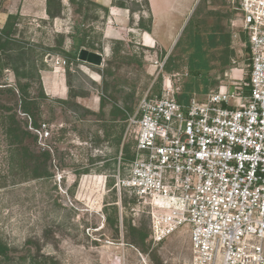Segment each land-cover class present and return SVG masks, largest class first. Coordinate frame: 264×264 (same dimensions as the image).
<instances>
[{
	"label": "rangeland",
	"instance_id": "1",
	"mask_svg": "<svg viewBox=\"0 0 264 264\" xmlns=\"http://www.w3.org/2000/svg\"><path fill=\"white\" fill-rule=\"evenodd\" d=\"M130 1L133 9L138 8L133 1L140 3L148 24L151 15L146 0ZM148 1L150 6L151 0ZM214 1L156 0L160 16L158 19L153 16L151 34L155 42L148 47L142 30L137 27L134 34L107 39L105 30L114 26V31L119 25L113 24L110 13L106 15L101 7L95 6L96 0L84 1L82 12L69 0H62L64 11L56 19H50L46 13L47 0H0V29L9 15L18 16L15 44L31 50L28 51L33 61L28 67L32 85L29 92L39 97L43 87L45 98L38 100L39 112L35 118L38 124L46 122L52 126L53 137L47 144L54 151L46 164L26 156L25 147L36 158L44 152L32 138L22 143L9 142L5 134L7 122L0 110V238L12 251L13 261L8 264H32L33 257L40 260L43 255L54 258L58 264H193L187 229L159 245L148 242L145 251L127 243L128 223L149 231L148 209L140 206L133 210L136 201L130 197H123L122 207L116 204L118 198L111 187L115 182L113 176L119 169L125 175L129 163L120 165L121 152L115 139L125 128L124 139L128 124L127 120L121 121L120 114L115 117L113 111L119 108L128 117L132 116L139 101L152 92H162L169 78L179 90L194 80L202 91L205 77L210 82L215 80L219 85L234 87L231 84L234 81L225 74L236 67L240 69V86L245 87L249 80L250 53L245 51L240 13L233 8V0ZM214 12L229 16L223 26L233 36L231 26L237 35L231 39L234 55L225 72L218 62H213L216 68L206 75L201 73L195 80L185 66L187 55L182 54V60L178 61L180 68L167 73L166 61L191 18H207L213 23ZM140 17L139 13L129 16L128 24L138 25ZM131 31L128 29V33ZM62 35L65 39L60 45ZM84 35L94 48L81 49L102 54L101 66L78 59L70 62V56L61 53L62 49L67 52L73 47L77 49L73 36ZM117 41L124 45L114 54ZM51 48L54 50L50 51ZM80 50L77 49V54ZM220 52L217 51L218 56ZM58 58L65 60L66 65H58ZM233 60L237 61L236 65L232 64ZM20 81L27 82L23 78ZM5 85L12 87L16 96L3 89L0 103L14 108L21 126L29 131L28 118L17 106L20 103L17 78L11 70L0 72V86ZM215 89L210 86L208 93ZM135 137L134 132L125 142L130 144L132 154ZM44 171L45 175L37 176V172ZM115 207L119 215L122 212L123 225H119V232L108 221L109 217H116ZM0 264L7 263L0 261Z\"/></svg>",
	"mask_w": 264,
	"mask_h": 264
},
{
	"label": "built area",
	"instance_id": "2",
	"mask_svg": "<svg viewBox=\"0 0 264 264\" xmlns=\"http://www.w3.org/2000/svg\"><path fill=\"white\" fill-rule=\"evenodd\" d=\"M232 2L250 53L244 89L234 67L225 74L234 87L180 103L169 78L128 117L124 140L135 132L134 160L113 176L120 207L130 197L133 210L148 209L153 245L188 230L193 264H264V0ZM29 129L41 151L53 152L51 125Z\"/></svg>",
	"mask_w": 264,
	"mask_h": 264
},
{
	"label": "trees",
	"instance_id": "3",
	"mask_svg": "<svg viewBox=\"0 0 264 264\" xmlns=\"http://www.w3.org/2000/svg\"><path fill=\"white\" fill-rule=\"evenodd\" d=\"M84 1L86 0H69L72 5L78 6L79 12H82V9L85 5ZM217 1L221 0H215L214 2ZM129 2L131 1L114 0L113 6L129 10L132 16L137 13L141 14L137 28L151 34L153 27V15L149 6V1L146 0V5H148V11L151 15L148 18V24H145L146 19L143 15L145 10L140 8V3L137 1H133L134 5L138 7L136 9H133L129 6ZM94 4L97 7H101L105 11L106 15L109 14V8L99 3ZM63 11L64 7L62 0H47L46 13L50 19L60 18L63 14ZM211 15L214 19L213 23H209L207 18H197L195 16L191 18L188 25L184 29L180 40L175 45L172 54L166 61L164 70L167 73H171L174 70L180 68V64L178 63V61L182 60L180 56L182 54L187 55L185 66L195 80L198 79L201 73L206 75L210 70L215 69L216 67L215 65H213V62H218L220 64L219 67L221 66L223 70L230 65L231 57L234 55V51L231 50L230 46L232 36L230 31L227 32L225 30V27L223 26L224 21L228 19L229 16L223 15L221 12H214ZM17 19L18 16L9 15L4 27L0 29V72L11 70L14 73L15 77L17 78V90L19 93L20 102L17 106L19 110L28 118L26 126L29 128V125L31 123L34 129H38L40 128V123L38 124L35 118L39 112L38 100L41 98H45V93L43 91L42 82L40 80V84L42 87L41 95L39 97H33L30 95L29 89L32 86L30 83L31 70H29L28 67L31 66V62L33 61L28 53V51L31 52V50H29L28 48L26 49L25 47L17 46L15 44L16 39H14L13 36L15 35V25ZM61 37L62 41L60 42V45L65 39L63 35ZM75 37H77V39H75ZM75 37L73 36L75 40V46L78 47L77 49L80 50L81 47L94 48L93 44L87 41V35ZM242 37L243 40H245V36L243 34ZM123 45L124 44L122 43V41H117L114 46V54H118L120 48ZM77 49H74L73 47V50L70 52L62 49L61 53L70 56L71 62V60L73 61L78 59L79 54H77ZM53 50V48L50 49V51ZM219 50L221 52L218 56L217 51ZM175 51L176 53H174ZM245 51H249V48L247 46L245 48ZM21 68H23L24 70H21ZM40 71L41 70H39V75ZM223 72H225V70ZM21 78L27 80V82L25 84H22L20 81ZM203 84L205 85V87L202 91H200L198 83L194 80L193 82L186 84L184 90H179V92L177 93V101L180 103H187L194 96L203 97L207 95L210 86H215L216 89L220 86L218 81L213 80L212 82H210L208 77L203 78ZM3 89H5V92L12 93L16 96L14 89L8 85H5V87L0 86V96H2L4 92ZM196 93L203 94L197 95ZM246 93L249 94V88L246 89ZM0 110L3 111L2 116H5L4 120L5 122H7L5 134L9 142L22 143L24 140L32 138L33 140L37 141L38 145V136L31 130L28 131V129H25L26 127L23 128L21 126L20 122L18 121V115L14 108L7 107L6 105L0 103ZM119 114L121 115L122 122H125L128 119L125 111L116 108L113 111V115L116 117ZM124 130L125 128H123L122 134L115 139V145L118 147V152L122 151L121 163H130L134 160V155L130 151V144L125 143L126 140L123 139ZM31 133H33L34 135H32ZM24 149L26 156L35 158L34 161L36 162L42 160L41 163L44 164H46L47 161L50 160L51 155L54 153V151L53 153L51 151H46L41 154V158H36L29 152V149H27L26 147ZM38 173L39 172L36 173L37 176L41 177L42 174H46V171L41 174ZM111 187H113V185H111ZM114 209L116 217L114 219L109 217L108 221L112 226H117V232H119L120 215L118 213V209L116 207ZM127 230L129 232L128 236L126 237V239L128 240L127 243L138 248L140 251H145L148 242L151 243L149 241V231H146L144 228L133 226L131 223H128ZM0 259L1 262L7 264L13 261L11 248L1 238ZM31 262L32 264H58L57 261L54 260V258L44 255L40 260L39 258L33 257Z\"/></svg>",
	"mask_w": 264,
	"mask_h": 264
},
{
	"label": "crops",
	"instance_id": "4",
	"mask_svg": "<svg viewBox=\"0 0 264 264\" xmlns=\"http://www.w3.org/2000/svg\"><path fill=\"white\" fill-rule=\"evenodd\" d=\"M113 1L114 0H96L97 3L109 8L110 20L114 21L113 24L117 23L119 25L118 29H115L114 31L112 29L114 28V26H112V28L110 27L109 29H106L104 32V35L106 36L107 39H116L118 38L117 36H125V35L129 36L130 34H134L133 32L134 30H136L137 24L135 23L134 27L128 24L129 16H132L130 11L127 9H122V8L113 6ZM150 2H151L150 8H151L152 15L158 19L160 16V12H158L156 0H151ZM128 29L132 30L131 33H128ZM142 33L146 40L144 44L148 47L153 46V42H155V40L152 37V34H149L148 32H144V31H142ZM147 38H149L148 41H147ZM41 72L42 71H40V80L42 82Z\"/></svg>",
	"mask_w": 264,
	"mask_h": 264
},
{
	"label": "water",
	"instance_id": "5",
	"mask_svg": "<svg viewBox=\"0 0 264 264\" xmlns=\"http://www.w3.org/2000/svg\"><path fill=\"white\" fill-rule=\"evenodd\" d=\"M78 60L93 66H101L104 57L100 53L92 52L86 49H81L78 55Z\"/></svg>",
	"mask_w": 264,
	"mask_h": 264
}]
</instances>
